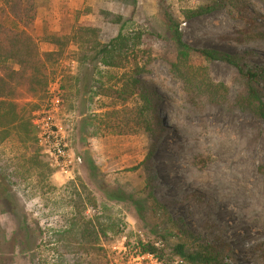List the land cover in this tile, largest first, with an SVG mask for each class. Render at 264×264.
<instances>
[{"label": "rangeland", "instance_id": "374dc122", "mask_svg": "<svg viewBox=\"0 0 264 264\" xmlns=\"http://www.w3.org/2000/svg\"><path fill=\"white\" fill-rule=\"evenodd\" d=\"M212 1L217 6L212 13L185 19L184 11ZM101 11L124 17L128 31L161 36L149 72L140 77L162 98L168 130L149 171L141 166L150 146L147 136H118L99 125L106 112L136 104L134 98L123 103L96 94V83L119 90L125 70L80 62L72 38L85 22L100 27L101 43L115 38L121 27L104 23ZM165 13L179 22L190 47L234 54L251 50L258 57L247 62L264 66L259 37L264 0H37L33 35L39 51L52 54L50 84L43 98L20 102L27 112L38 107L31 114L37 130L32 143L22 144L17 130L0 126V264H53L55 245L50 243L73 212L71 183L85 185L100 207L124 221V234L111 235L109 255L116 264L126 253L127 237L161 245L160 236L167 232L172 245L217 246L224 264H264V119L238 108L250 84L221 61L210 65V76L228 86V103L218 107L203 97H187L171 72L177 48L167 35ZM53 36L65 45L52 44ZM255 88L264 95V84ZM37 115L41 120L50 116V131L81 159L70 169L72 178L46 154L42 131L33 123ZM4 190L8 198L2 197ZM111 192L127 200L110 198ZM94 213L89 209L87 215ZM12 237L19 243L13 254L8 247ZM131 261L160 264L150 256Z\"/></svg>", "mask_w": 264, "mask_h": 264}, {"label": "trees", "instance_id": "16d2710c", "mask_svg": "<svg viewBox=\"0 0 264 264\" xmlns=\"http://www.w3.org/2000/svg\"><path fill=\"white\" fill-rule=\"evenodd\" d=\"M216 9V2L212 1L209 5L184 11V17L191 20ZM100 15L104 23L120 26V32L108 43H101L100 27L90 22L80 24L72 37L79 47V61L125 70L119 90L96 83V94L116 98L123 103L134 98L136 104L132 108L106 112L99 125L104 132L118 136H147L150 146L141 166L149 171L151 158L157 154L159 143L168 130L161 115L162 98L140 77L149 72L153 48L161 36L156 32L126 30L127 21L120 15L107 11H101ZM36 17L37 0H0V126L2 129L17 130L22 144L32 143L37 136L31 114L38 107L27 112L20 102L43 98L50 84L48 64L52 54L39 51L38 41L33 35ZM165 20L167 35L177 48L171 72L183 84L187 97H203L218 107L228 103V86L215 82L210 76V65L221 61L235 67L250 84L248 96L237 101L238 108L264 119V95L255 88V85L264 84V66L247 62L257 58L258 54L251 50L234 54L194 49L184 42L179 22L168 13H165ZM259 37L264 40V33ZM49 40L58 47L65 45L63 39L55 36ZM71 185H74L70 195L73 212L66 228L50 243L55 245L53 264H116L109 255L113 242L111 235L117 237L124 234V221L115 217L108 207H100L85 185ZM9 194L4 190L2 197L8 198ZM109 196L119 201L127 200L116 192H111ZM89 209L95 212L90 217L87 215ZM27 235L30 240L28 232ZM168 237V232L160 236L161 245H157L158 241L145 242L142 239L132 242L127 237L124 244L126 253L121 254L118 264H132L131 260L145 256L153 257L160 264H224V257L217 246L198 245L195 249L184 242L172 245ZM8 243L13 254L19 243L14 237Z\"/></svg>", "mask_w": 264, "mask_h": 264}, {"label": "built area", "instance_id": "2783aa9c", "mask_svg": "<svg viewBox=\"0 0 264 264\" xmlns=\"http://www.w3.org/2000/svg\"><path fill=\"white\" fill-rule=\"evenodd\" d=\"M58 100L54 104H58ZM50 116L45 119H40L39 116H35L33 123L34 125L42 131L43 139L45 142V152L50 157L52 162L57 168H60L61 172L64 173L68 178H72L71 168L75 164H81V159L72 156L68 151V146L64 144L62 139H58L54 135L53 131H50L48 123Z\"/></svg>", "mask_w": 264, "mask_h": 264}, {"label": "bare ground", "instance_id": "6f19581e", "mask_svg": "<svg viewBox=\"0 0 264 264\" xmlns=\"http://www.w3.org/2000/svg\"><path fill=\"white\" fill-rule=\"evenodd\" d=\"M235 153V152H234ZM249 157V156H248ZM248 165V164H247ZM248 167V166H247ZM252 175V174H251ZM245 179V178H244ZM247 185H248V183H247ZM243 186H244V183H243ZM249 186V185H248ZM243 190H245V189H243Z\"/></svg>", "mask_w": 264, "mask_h": 264}, {"label": "crops", "instance_id": "0c3cea01", "mask_svg": "<svg viewBox=\"0 0 264 264\" xmlns=\"http://www.w3.org/2000/svg\"><path fill=\"white\" fill-rule=\"evenodd\" d=\"M90 0H88V2H89Z\"/></svg>", "mask_w": 264, "mask_h": 264}]
</instances>
